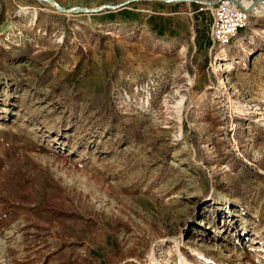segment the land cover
I'll return each instance as SVG.
<instances>
[{"label":"rangeland","instance_id":"1","mask_svg":"<svg viewBox=\"0 0 264 264\" xmlns=\"http://www.w3.org/2000/svg\"><path fill=\"white\" fill-rule=\"evenodd\" d=\"M218 1L0 0V264H264V0L221 47Z\"/></svg>","mask_w":264,"mask_h":264},{"label":"built area","instance_id":"2","mask_svg":"<svg viewBox=\"0 0 264 264\" xmlns=\"http://www.w3.org/2000/svg\"><path fill=\"white\" fill-rule=\"evenodd\" d=\"M257 0H219L212 8V36L221 46L230 44L249 24Z\"/></svg>","mask_w":264,"mask_h":264},{"label":"water","instance_id":"3","mask_svg":"<svg viewBox=\"0 0 264 264\" xmlns=\"http://www.w3.org/2000/svg\"><path fill=\"white\" fill-rule=\"evenodd\" d=\"M259 1L260 0L255 1L254 6L257 5V2H259ZM61 9L64 10L63 8H61Z\"/></svg>","mask_w":264,"mask_h":264},{"label":"bare ground","instance_id":"4","mask_svg":"<svg viewBox=\"0 0 264 264\" xmlns=\"http://www.w3.org/2000/svg\"><path fill=\"white\" fill-rule=\"evenodd\" d=\"M264 2V1H263ZM254 5V4H253Z\"/></svg>","mask_w":264,"mask_h":264}]
</instances>
